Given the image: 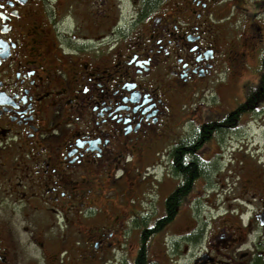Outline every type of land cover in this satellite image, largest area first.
<instances>
[{
    "label": "flooded vegetation",
    "instance_id": "flooded-vegetation-1",
    "mask_svg": "<svg viewBox=\"0 0 264 264\" xmlns=\"http://www.w3.org/2000/svg\"><path fill=\"white\" fill-rule=\"evenodd\" d=\"M0 264H264V0H0Z\"/></svg>",
    "mask_w": 264,
    "mask_h": 264
},
{
    "label": "rangeland",
    "instance_id": "rangeland-1",
    "mask_svg": "<svg viewBox=\"0 0 264 264\" xmlns=\"http://www.w3.org/2000/svg\"><path fill=\"white\" fill-rule=\"evenodd\" d=\"M242 19L240 18L239 15L234 16L230 22H232L233 24L238 25L239 22H241ZM249 22V20H248ZM248 61L251 63V56H247ZM250 68L252 70L253 68V64L250 65ZM214 78L213 81L210 83L209 87L206 90L205 95L203 96H198V97H194L192 98L190 101H187L185 105V107L183 106V110L184 111H188L189 109L194 108L197 104H201L204 108L211 106L213 108H218L219 106H221V97H226V95L229 93V95L232 93L230 92V90H233V87H228L225 89V87H223L221 85V77L223 75V73L221 71L217 72L214 74ZM230 77V76H229ZM253 144H250L249 147L252 148ZM225 148V147H224ZM230 149H228L229 151ZM225 154L221 153V157H223ZM226 156V155H225ZM229 161H227L225 158L222 160L221 159V168H224V164L228 163Z\"/></svg>",
    "mask_w": 264,
    "mask_h": 264
},
{
    "label": "trees",
    "instance_id": "trees-1",
    "mask_svg": "<svg viewBox=\"0 0 264 264\" xmlns=\"http://www.w3.org/2000/svg\"><path fill=\"white\" fill-rule=\"evenodd\" d=\"M182 163H184V164H181V166H179V170L181 172L183 171L185 173V175H187V176L194 175L199 169V166L196 165L195 160L193 161L192 165L186 164L185 161H183Z\"/></svg>",
    "mask_w": 264,
    "mask_h": 264
}]
</instances>
